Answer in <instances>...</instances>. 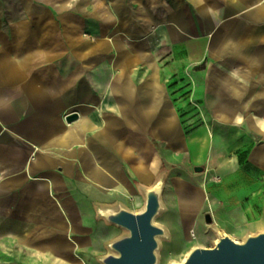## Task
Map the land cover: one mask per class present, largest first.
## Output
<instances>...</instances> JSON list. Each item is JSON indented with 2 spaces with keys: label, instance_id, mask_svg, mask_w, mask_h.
<instances>
[{
  "label": "crops",
  "instance_id": "0c3cea01",
  "mask_svg": "<svg viewBox=\"0 0 264 264\" xmlns=\"http://www.w3.org/2000/svg\"><path fill=\"white\" fill-rule=\"evenodd\" d=\"M257 176L264 0H0V264H102L159 179L180 231L264 229Z\"/></svg>",
  "mask_w": 264,
  "mask_h": 264
},
{
  "label": "water",
  "instance_id": "95a60500",
  "mask_svg": "<svg viewBox=\"0 0 264 264\" xmlns=\"http://www.w3.org/2000/svg\"><path fill=\"white\" fill-rule=\"evenodd\" d=\"M77 118L76 113L66 116L67 121ZM195 167V171H202ZM163 180L150 187H143L144 205L131 210L121 204L98 209L106 222L125 231L107 243V253L99 258L102 264H156L159 237L167 236L161 226L154 223L161 211ZM217 239L213 246H195L181 262L171 264H264V231L248 233L242 240L230 237L213 228Z\"/></svg>",
  "mask_w": 264,
  "mask_h": 264
},
{
  "label": "rangeland",
  "instance_id": "374dc122",
  "mask_svg": "<svg viewBox=\"0 0 264 264\" xmlns=\"http://www.w3.org/2000/svg\"><path fill=\"white\" fill-rule=\"evenodd\" d=\"M263 179L264 178L262 176H257L254 182L249 184L250 187L251 185L253 186L249 190H247L249 194L247 197L248 199L245 200L246 204L247 201H254L258 206H260V203L263 201L262 199H264ZM161 203L162 209L155 216L154 223L164 228L167 232V236L159 237L158 239V247L156 249V264H171L172 262L179 263L184 259L189 250H191L193 247L213 246L214 241L217 239L216 233L213 228L221 230L220 228L216 227L215 225L210 226L209 231H205L204 233L201 230V227H196V232H193L192 229L187 231L184 228H181L180 231L179 227L181 226V222L178 220V217L176 215V202L173 203V200L171 199V195H169V190L167 188L164 190V192L162 190ZM247 226H249V224ZM247 228L248 227L239 226L234 230L235 234L232 235L224 230L221 231H224L230 237L237 240H242L248 233L264 231V229L262 228L246 232ZM244 232L246 233L243 236L242 233ZM117 234H125V231L117 227Z\"/></svg>",
  "mask_w": 264,
  "mask_h": 264
}]
</instances>
